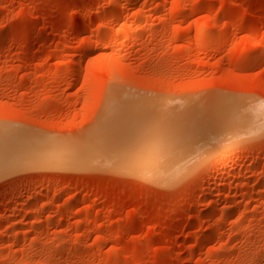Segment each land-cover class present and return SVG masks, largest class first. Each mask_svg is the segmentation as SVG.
Instances as JSON below:
<instances>
[{"label":"rangeland","instance_id":"1","mask_svg":"<svg viewBox=\"0 0 264 264\" xmlns=\"http://www.w3.org/2000/svg\"><path fill=\"white\" fill-rule=\"evenodd\" d=\"M1 129L0 264H264V0H0Z\"/></svg>","mask_w":264,"mask_h":264},{"label":"bare ground","instance_id":"2","mask_svg":"<svg viewBox=\"0 0 264 264\" xmlns=\"http://www.w3.org/2000/svg\"><path fill=\"white\" fill-rule=\"evenodd\" d=\"M132 109V108H131ZM129 113L133 114V115H137V111L133 112L132 113V110L131 112L129 111ZM109 120V119H108ZM176 125V124H175ZM175 125H172V129L173 127H175ZM5 127V126H4ZM169 127V129L171 128ZM180 127V126H179ZM159 128H162L160 129V135H161V138L163 140L166 139V132L168 129H164L163 126L159 127ZM137 128H133L134 131H136ZM3 130V129H1ZM11 130V129H10ZM9 129L8 130H3V131H0V163H2V159L4 158V156L7 154V155H10V157L12 158L11 161H15L17 162L19 157H22V153L24 150V148H26L28 150V147L26 144L29 143V141L25 140L21 135L17 134V133H13L11 132ZM152 132V131H151ZM213 132V131H212ZM19 133V132H18ZM31 144V143H29ZM52 145V144H51ZM46 146V145H45ZM54 147V146H53ZM32 148V147H31ZM49 148V147H48ZM53 150V149H52ZM26 152V151H25ZM134 152V151H133ZM28 153H29V156L31 158H33V155L31 153H33L31 150H28ZM134 153L130 154L131 156H135V154L133 155ZM47 157V156H46ZM45 158V157H44ZM6 160V159H5ZM9 162V161H8ZM7 163V162H6ZM137 164V163H136ZM4 165L3 163L1 164V166ZM5 167V166H3ZM159 180V178H158ZM162 180H165V179H162ZM169 180V178H168ZM161 182V181H160ZM204 241V240H203Z\"/></svg>","mask_w":264,"mask_h":264}]
</instances>
